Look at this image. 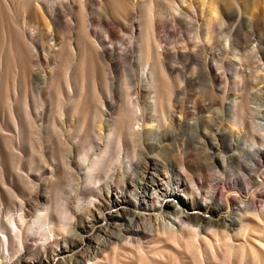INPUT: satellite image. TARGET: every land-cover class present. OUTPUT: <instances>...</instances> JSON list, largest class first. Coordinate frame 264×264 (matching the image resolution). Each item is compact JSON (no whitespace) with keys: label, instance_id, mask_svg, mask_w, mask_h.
<instances>
[{"label":"bare ground","instance_id":"obj_1","mask_svg":"<svg viewBox=\"0 0 264 264\" xmlns=\"http://www.w3.org/2000/svg\"><path fill=\"white\" fill-rule=\"evenodd\" d=\"M12 1L0 0V63L4 59L12 66L16 73L13 77L23 85L33 63L41 61L40 49L35 53L38 61L31 58L35 39L40 40L48 61L47 48L50 50L53 46L46 43L44 30L52 31L53 26H60V20L68 18L75 8L78 21L73 23L69 19L65 25L70 41H62L55 51L58 64L54 74L46 79L53 88L56 89L62 71L69 87L75 72L80 75L87 70L97 71L102 62L111 65L113 60H120L130 52L122 48L118 53L115 46L107 43L102 47L91 37L90 0ZM105 1L110 3H106L112 14L109 18L122 20L142 0ZM143 1L148 18H145L143 42L146 67L140 77L147 85L166 87L172 68L165 58L170 56L157 50L155 35L158 20L175 5L172 8L163 5L165 12L155 0ZM179 1L174 7L175 19L190 13L204 20L195 44L205 52L204 71L208 73L213 68L206 55L209 50L226 54V60L216 69L221 84L217 96L219 112L187 119L182 114L169 115L163 108L158 114V103L153 102L154 112L150 115L140 103L134 110L127 96L116 117L107 118L97 112L88 135L84 131L88 117L84 115V125L78 127L80 139L75 143L77 161L82 163L74 185L75 209H66V203L56 200V210L61 212L59 221L52 222L48 210L38 215L39 223V217H44V231L54 228L46 239L48 245L65 240L56 250L58 256L53 257L52 264H264V101L253 102L251 106L247 99L237 95L232 114L225 110L232 91L231 82L241 87L240 83L245 80L255 89L256 97L264 96V0H196L207 5L201 12L191 0ZM107 21L102 22L110 24ZM217 24L222 31L220 37V32L215 34ZM35 29H39L37 34ZM110 31L113 35L116 33ZM72 36L77 43H73ZM186 49L185 46L183 51H176L174 57H190ZM153 51L159 60L157 76L151 67ZM251 60L256 67L246 62ZM225 65L233 66V71L228 72ZM17 88L14 83L13 90ZM25 90L21 105L29 119L27 87ZM37 98H42L41 91ZM57 99L54 110L58 112H54L53 104L50 113L54 129L55 114L63 109V99ZM83 99L84 91L75 101L76 105ZM169 99L170 94L166 96L168 104ZM44 107L38 108L39 114ZM249 114H254L255 120ZM105 131L109 132L108 136ZM222 146H228L230 151H222ZM150 149H155L154 153H149ZM8 153H0L1 166L3 161L8 163ZM18 174L19 178L24 176L21 172ZM244 183L249 184L247 191L240 190ZM21 206L25 211L26 201ZM9 224L13 232L6 228L5 235H0V251L3 248L9 253L8 245L16 237L23 253L27 250L23 235L29 227L24 212L19 221L12 219ZM45 225L50 226L47 229ZM148 242H159V245L146 249ZM130 248H135L134 252L128 254L129 258L124 257V250ZM154 250H160L162 255H152Z\"/></svg>","mask_w":264,"mask_h":264},{"label":"rangeland","instance_id":"obj_2","mask_svg":"<svg viewBox=\"0 0 264 264\" xmlns=\"http://www.w3.org/2000/svg\"><path fill=\"white\" fill-rule=\"evenodd\" d=\"M155 1L165 12L166 9L163 5L172 8V5L176 7L180 2L179 0ZM190 2L199 8L200 12L207 6L196 0ZM106 3L105 0H90L88 13L89 18H91V37L101 46L103 43L115 46L118 53L122 48H127L130 52L126 57L120 60L115 59L116 61L113 60L111 65L102 62L101 69L94 72L87 70L80 75L75 72V78L69 87L64 82L63 71L58 76L56 89L50 83H47L46 79L54 74V68L58 64L59 57L56 56L55 51L59 49L62 41H70L69 31L65 25L69 19L73 23L78 21V12L75 8L73 14H69L68 18L60 20V26H53V32L44 30L45 35H47L46 43L53 46L50 50L49 47L47 48L50 52L48 61H46L43 54L40 40L35 39L34 46L36 48L33 46L35 51L31 52V58L36 61L38 57L35 56V53L40 49L41 61L37 62L38 64L33 63L31 74L28 75L24 85L20 79L16 78L15 80L13 77L16 76V73L12 66L8 65L4 59L0 63V133H2L0 135V153L10 151L8 153L10 156L7 155L10 157H8V163L4 164L2 159L3 165H0V219L2 221L0 235H5L6 228L13 232L9 221L12 219L19 221L23 212L25 221L29 225L23 235L27 250L21 253L22 245L19 238L15 237V241L13 240L8 245L10 247L9 253H5L3 248L0 251V264H16L19 260H23L21 264H32L35 261L38 264H52L53 257L58 256L56 250L64 244L65 240L61 239L59 243L55 242L48 245L46 239L51 235L54 228L44 231V217H39L41 219L40 223L37 220L38 215L45 212V210L50 211L48 217L52 219V222L60 220L61 212L56 210V200L62 201V204L66 203V209L72 211L75 209L74 185L78 168L82 165L77 161L75 143L80 139L78 138V127L83 124L84 115L88 117V123L84 129L85 135H88L95 114L98 112L104 113L107 118L116 117L127 96L134 110L136 104L140 103L143 110L150 115L154 112V107L151 105L153 102L158 103V114L161 113L160 110L163 108L169 115L182 114L181 116L187 119L194 117V115L203 116L219 112L217 106H220V100L217 96L221 84L217 78L216 69L222 61L226 60V54L209 50L206 55L209 56L213 68L208 73L204 71L205 52L203 48L195 47L198 36L201 35V28H204L203 18L196 19L190 13H186L187 16L182 17L180 20L175 19L177 12L173 7L166 15L163 14L162 20H158L155 35V39L159 44L157 50L161 49L160 51L163 50L162 52L165 51L169 54L170 57L165 58V61L172 69L168 75L166 87L157 88L151 84L147 85L140 77L142 69L146 67L144 60L146 52L143 42L145 18L147 19L148 15L143 10L145 2L142 0L137 3V7L129 9V15L122 20L109 18V15L112 14L108 12L110 5L107 4L110 3ZM159 6L156 7L157 10H159ZM187 8L188 6H186ZM13 12L14 16L17 17V21H19L18 14L14 10ZM102 21H107L110 24H104ZM217 25L215 34L220 32L218 36H221L220 25ZM40 29H42V26H40ZM110 30H114L116 33L113 35ZM35 32L37 34L39 29H35ZM71 40L73 43H77L75 36H72ZM185 46L187 47L186 50L189 49L186 52L191 54L190 57L189 55L174 57L173 53L182 50ZM165 47L168 48V51L165 50ZM153 55L154 59L151 62V67L154 69L155 74L157 73V76L159 74V60L156 58V52L153 51ZM235 56L237 57V55ZM247 58V55L244 56L245 60ZM246 62L252 67L257 66L253 60ZM225 68L228 72L233 71V66L225 65ZM242 82L240 83L241 87L232 82L229 84L232 91L225 106L226 113L229 115L232 114L233 100L237 95L243 96L244 100L247 99L251 106H253V102L264 101V96L256 97L254 95L255 89L253 86H250L245 80H242ZM14 83L18 87L16 91L13 90ZM24 87H27L28 90V102L31 112V118L29 119L23 109L25 107L23 104L21 105L23 92H26ZM4 89H6V92ZM168 89L170 92L166 93ZM39 91L42 93L40 100L37 98ZM83 91L84 99L79 105H76L75 101ZM168 94H170L169 104L166 100ZM57 98L63 99V109L55 114L57 126L54 129L52 126L53 118H51L50 113L52 105L54 104L53 110L57 106ZM43 107L45 108L43 113L39 114L38 108ZM44 112L46 113L44 114ZM54 112L58 111L54 110ZM253 115L249 114V118L255 120ZM105 135L108 136L109 132L105 131ZM104 142L101 141L102 148H104ZM221 150L230 151V148L222 146ZM154 151L155 149H150L149 153H154ZM86 166L90 165L87 164ZM18 167L21 169L19 170ZM18 172H21L24 176L19 178ZM248 185L244 183L240 190L247 191ZM56 190L60 191L56 192ZM236 194L239 195L238 192ZM248 200L249 197L245 199V201ZM23 201H26L25 211H22L21 208ZM49 226L45 225L47 229ZM158 245L159 242H148L146 249ZM134 250L135 248L125 249L123 256L129 258L128 254L134 252ZM151 254L158 257L162 255L160 250H154Z\"/></svg>","mask_w":264,"mask_h":264}]
</instances>
